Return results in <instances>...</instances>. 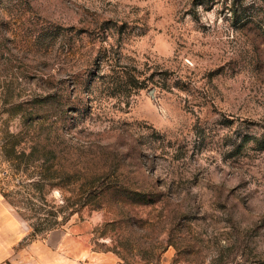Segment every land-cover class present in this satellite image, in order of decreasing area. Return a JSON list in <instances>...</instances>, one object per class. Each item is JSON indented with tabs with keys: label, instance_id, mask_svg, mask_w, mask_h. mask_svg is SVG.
Returning <instances> with one entry per match:
<instances>
[{
	"label": "rangeland",
	"instance_id": "1",
	"mask_svg": "<svg viewBox=\"0 0 264 264\" xmlns=\"http://www.w3.org/2000/svg\"><path fill=\"white\" fill-rule=\"evenodd\" d=\"M0 193L6 264H264V0H0Z\"/></svg>",
	"mask_w": 264,
	"mask_h": 264
},
{
	"label": "crops",
	"instance_id": "2",
	"mask_svg": "<svg viewBox=\"0 0 264 264\" xmlns=\"http://www.w3.org/2000/svg\"><path fill=\"white\" fill-rule=\"evenodd\" d=\"M14 211L0 193V264H6V259L21 239L20 223Z\"/></svg>",
	"mask_w": 264,
	"mask_h": 264
},
{
	"label": "trees",
	"instance_id": "3",
	"mask_svg": "<svg viewBox=\"0 0 264 264\" xmlns=\"http://www.w3.org/2000/svg\"><path fill=\"white\" fill-rule=\"evenodd\" d=\"M4 112H5V113H9V112H7L6 110H4ZM19 136H20V135L18 134L17 137H19Z\"/></svg>",
	"mask_w": 264,
	"mask_h": 264
}]
</instances>
